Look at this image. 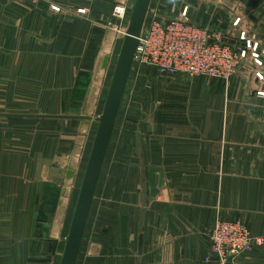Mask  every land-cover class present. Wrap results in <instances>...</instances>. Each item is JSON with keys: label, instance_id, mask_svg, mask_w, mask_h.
Returning a JSON list of instances; mask_svg holds the SVG:
<instances>
[{"label": "crops", "instance_id": "1", "mask_svg": "<svg viewBox=\"0 0 264 264\" xmlns=\"http://www.w3.org/2000/svg\"><path fill=\"white\" fill-rule=\"evenodd\" d=\"M135 3L0 0L3 74L27 75L36 87L46 81L50 89L28 93L37 105L29 110L37 113H13L31 117L0 116L36 122L34 142L20 135L15 150L0 127V264L63 263L98 133L93 128L113 83L106 34L114 8L123 4L132 12ZM260 13L251 20L263 53ZM233 36L228 42L239 44ZM154 75L151 86L138 87L133 63L76 264H208L218 220L241 222L262 239L235 264H264L261 83L252 69L229 83ZM154 167L164 170L166 185L152 200Z\"/></svg>", "mask_w": 264, "mask_h": 264}, {"label": "built area", "instance_id": "2", "mask_svg": "<svg viewBox=\"0 0 264 264\" xmlns=\"http://www.w3.org/2000/svg\"><path fill=\"white\" fill-rule=\"evenodd\" d=\"M188 10V7L184 8L174 19L166 18L160 12L154 14L139 38L134 59L137 74L142 76L145 70L150 69L160 77L186 75L191 79L205 77L228 82L240 69L249 65L262 85L257 95L264 97V52L261 53L256 38L242 31L237 47L228 42L232 38L211 34L190 22ZM125 12V7L115 9L118 17ZM240 21L237 19L234 26H238ZM209 241L208 264H235L237 258L262 244V239L253 237L241 222L221 220L214 224Z\"/></svg>", "mask_w": 264, "mask_h": 264}, {"label": "rangeland", "instance_id": "3", "mask_svg": "<svg viewBox=\"0 0 264 264\" xmlns=\"http://www.w3.org/2000/svg\"><path fill=\"white\" fill-rule=\"evenodd\" d=\"M153 1V5L151 6V10L149 11L148 22L145 24L144 28L148 26V24L152 21V18L155 17V13L160 12L164 17H173L174 19L178 18L183 12L184 8L188 7V16L190 22L196 23V20H200V27L208 30L211 34L220 35L225 39H233V35L236 34L238 40L241 32L246 31L247 36L256 38V40L260 43L261 48V41L255 33L251 18H254L258 13H260V11H263L264 14V0H163V5L160 4V0ZM169 3H171V7H169ZM134 6H131L132 9H130V11H133ZM117 7L126 8V12L123 16L118 17V15L115 14V9ZM54 10L59 11V8H54ZM128 11L129 7L123 4H118L114 8L113 16L116 21H113V24H111L110 29L112 30L109 29V32L106 34L105 38V42L107 43L105 52H109L110 55L112 53V64L109 73V79H111L112 82L130 27L132 12ZM237 19L241 21L238 26H234ZM0 42H2V39H0ZM238 45L239 44H236L237 47ZM0 68V114L37 113V111L29 110L30 107H36L37 105H35L36 102L33 98H31V96L28 95V93H35L37 91H40L41 88L42 93H48L50 89L47 85V82L43 81L42 87H36L35 81H30V79L27 78V75L14 73L13 76H17V78L11 79L9 78L10 76H5L3 74L5 71L2 70L3 65L0 64ZM250 70L251 69L249 68V65H247L246 68L240 69L238 74L240 73V71L249 72ZM136 72L138 73V67H136ZM238 74L236 76H238ZM153 75L154 73L152 70H145L144 74L139 77L142 78V80L140 81L138 87L147 88L151 86L150 79L153 77ZM253 76L255 79L254 73ZM230 81L224 82L229 83ZM20 109H27L29 111ZM38 112L40 113V111ZM35 125V120L25 119L17 121L0 117L1 130H8L12 135L13 150L17 148V145L15 143H18V137L20 135L25 134L28 138L31 139L32 142H34L36 137ZM45 125L46 124L43 125V128L46 131L47 126ZM99 126L100 122L95 124L93 132L95 131L97 133L99 130Z\"/></svg>", "mask_w": 264, "mask_h": 264}, {"label": "water", "instance_id": "4", "mask_svg": "<svg viewBox=\"0 0 264 264\" xmlns=\"http://www.w3.org/2000/svg\"><path fill=\"white\" fill-rule=\"evenodd\" d=\"M152 0H136L132 11L130 27L127 38L121 52V56L114 75L112 87L105 107L104 114L100 119V126L97 133L92 156L89 162L87 174L82 187L78 206L76 209L72 229L68 238L67 247L62 264H76L79 249L82 243L85 227L87 224L91 204L95 194V189L100 176L101 168L108 148L110 136L115 125L119 107L127 86V82L134 63L136 50L139 44V38L143 32L148 13L150 11ZM212 44V42H210ZM109 57L106 56L103 62V68L108 65ZM3 117H31L30 115L0 114ZM42 118H60V119H80L88 121L90 118L66 117V116H40ZM151 180V199L155 200L160 191L166 185L165 173L161 168L150 169ZM157 174H159L157 181ZM72 176V173H69ZM232 259L230 258V261Z\"/></svg>", "mask_w": 264, "mask_h": 264}]
</instances>
